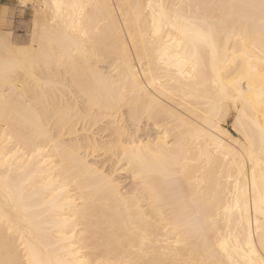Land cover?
Segmentation results:
<instances>
[{
  "label": "bare ground",
  "instance_id": "6f19581e",
  "mask_svg": "<svg viewBox=\"0 0 264 264\" xmlns=\"http://www.w3.org/2000/svg\"><path fill=\"white\" fill-rule=\"evenodd\" d=\"M17 1L23 10H32V30L27 45L17 44L13 40L20 50L16 58L28 65L37 60L34 74L42 83L37 84L27 73H18L13 80L16 90L8 89L10 104L6 109L3 102L5 87L0 76V158H3L5 145L10 143L4 139L5 134L12 135L16 140L22 130L27 129V145L17 144L23 153L17 160V166L31 169L37 181L34 186L43 183L46 168L41 167L43 161L40 162L41 166L29 163V149L33 146H38V150L43 149L39 154L45 159L49 158V153L60 158L65 170L79 178V187L72 192V199H78L79 205L63 207L64 201H60L56 207L41 210L42 213L46 212V221L52 225L53 231L49 236L52 243L62 238L55 229L67 216L70 219L63 234L70 236L69 229L75 232L74 239L86 243L92 249V255L98 259H119L128 252L133 243L126 230L130 213L121 198L136 193L137 182L129 173L118 171L116 175L121 179L116 182L119 188L117 196L99 185L88 166L111 170L113 149L125 146L129 141L138 147L143 143L145 152L149 153L144 158L143 168L153 173L150 176L152 184L169 197H178L180 193L169 192L163 175L155 174L162 168L163 161L155 160L151 155L165 151L161 140L164 135L171 142L173 136L182 137L189 131V126L198 125L213 138V143L219 142L231 149V152H226L230 161L226 163L218 158V167L209 174L203 188L206 194L213 192L214 178L225 189L229 187L227 174L232 172L235 175L238 171L231 166V161L242 153L241 145L246 144L259 158L260 127L264 121V113L259 109L248 114V118H242L236 110L237 106L231 104L223 120H214L211 128L205 123L212 119L210 114L220 107L221 98L214 81L222 79L230 68L224 63L223 44L220 43L222 38L217 37L215 56L211 47H200L195 77L178 76L174 68L169 69L160 63L157 54L159 48L153 47L149 40L152 12L147 10V5L164 4L173 12L177 11L172 7L175 5H236L238 7L232 10L212 8L202 11L216 18L230 11L226 28L239 32L241 26L258 31V11L243 6L259 4L260 0ZM57 2L88 6L83 25L88 33L86 40L79 36L78 30H73V21L66 16L57 18L56 25H52L53 9L44 6ZM179 11L187 14L189 10L185 8ZM75 24L78 29L79 19ZM45 28L64 33L69 39L62 46L46 45L41 48L39 42L33 43V34ZM167 33L173 40L179 37L174 28H168ZM72 37L77 38L78 48ZM164 40L168 41L167 35ZM146 41L149 42L146 44ZM231 46H235L234 41ZM2 59L3 55L0 54V62ZM228 103L225 102V106ZM149 107L152 108L151 119L145 117V110ZM235 141L241 144H235ZM246 168L250 193L251 164ZM220 169H223V175ZM231 188L235 191V183L231 184ZM81 189L92 191L81 192ZM229 199L228 195L221 193L217 207L226 206ZM244 199L242 193L241 200ZM138 204L141 211L147 210L148 204L143 198ZM132 215H136L135 211ZM228 219L232 231L239 233L242 240L245 233L250 232L254 244H260L254 199L243 218L240 211H235L229 214ZM218 227L221 230L228 228L222 213ZM259 227L264 230V219H261ZM158 235L162 237L164 234L160 232ZM212 238L215 239L214 234ZM197 242L192 238L193 245Z\"/></svg>",
  "mask_w": 264,
  "mask_h": 264
},
{
  "label": "snow or ice",
  "instance_id": "6c2138e0",
  "mask_svg": "<svg viewBox=\"0 0 264 264\" xmlns=\"http://www.w3.org/2000/svg\"><path fill=\"white\" fill-rule=\"evenodd\" d=\"M44 7L53 9L52 25H56L57 18L66 16L73 21V30H78L79 36L87 39L88 33L83 26L87 5L57 2ZM172 7L177 11L169 10V6L164 4L147 5V10L152 12L148 37L152 46L159 48L157 54L160 63L169 69L174 68L176 75L195 77L200 47H211L215 56L217 37L222 38L220 43L223 44L224 63L230 68L222 79L214 81L221 98L220 107L210 114L211 120L205 121L207 126L211 128L214 120H223L231 104L237 106L236 110L242 118H248V114L256 109L264 113V0H260L259 4L243 6L258 11V31L244 26L240 27L239 32L228 30L226 23L230 11L220 18L202 11L212 8L232 10L238 7L236 5L197 3ZM185 8L189 11L182 14L179 10ZM9 15L6 10L0 9V54L3 55L0 76L5 87L3 102L6 109L10 104L8 89L16 90L13 80L18 73H27L37 84L42 83L34 74L37 60L28 65L16 58L20 50L15 47L7 29ZM77 19L80 21L78 29L75 24ZM168 28L178 32L177 40L167 33ZM165 35L168 36L167 42ZM67 39L66 34L47 28L33 34V43L39 42L41 48L46 45L62 46ZM71 39L77 43L76 37ZM233 41L234 47L231 46ZM225 102L230 103L225 106ZM151 114L152 108L149 107L145 110V117L151 119ZM4 139L10 143L5 145L3 158H0V264H264V230L259 227L261 219H264V121L260 127L259 158L246 144L241 145L242 153L231 161V166L238 171L235 175L232 172L227 174V189L214 178L213 192L206 194L203 191L209 174L218 167V158L229 162L230 157L226 152H231V149L219 142L213 143V138L198 125L189 126V131L182 137L173 136L171 142L167 135L162 136L165 151L151 154L155 160L163 161L162 168L155 174L163 175L169 192L180 193L178 197L165 196L152 184L150 176L153 173L143 168L144 158L149 153L145 152L142 142L139 147L129 141L127 145L113 149L111 170L92 169L89 165L99 185L117 196L119 188L116 182L121 179L116 175L118 171L129 173L137 182L138 191L121 198L130 213L126 230L133 243L121 258L106 260L92 255V249L83 241L77 242L75 232L69 229L70 236L63 234L70 219L67 216L55 229L62 238L55 243L49 239L52 225L46 221V212L42 213L41 210L56 207L60 201H64L63 207L79 205L78 199H72L74 188L79 187V178L65 170L60 158L49 153V158L45 159L39 154L43 149L38 150V146H33L29 149V163L41 166L40 162L43 161L41 167L46 168L43 183L34 186L37 181L31 169L17 166V160L23 155L17 144L27 145L28 130H22L16 140L7 133ZM234 143L241 144L240 141ZM249 163L250 193L246 168ZM220 172L223 175V169ZM232 183H235V191L231 188ZM91 191L81 189V192ZM221 193L230 197L229 203L217 207ZM242 193L245 196L243 201ZM141 198L148 204L145 211L139 209ZM253 199L258 217V246L253 242L252 233L246 232L243 240L239 233H234L228 219L229 214L235 211H240L243 218ZM133 211L135 216L132 215ZM221 213L228 223L227 230L218 227ZM160 232L164 234L162 237L158 235ZM213 234L215 239L212 238ZM192 238L198 241L195 245Z\"/></svg>",
  "mask_w": 264,
  "mask_h": 264
},
{
  "label": "rangeland",
  "instance_id": "374dc122",
  "mask_svg": "<svg viewBox=\"0 0 264 264\" xmlns=\"http://www.w3.org/2000/svg\"><path fill=\"white\" fill-rule=\"evenodd\" d=\"M8 9H5L8 16L7 29L12 33L14 42L20 45H27L30 41L32 30V10L22 9L17 0L8 1Z\"/></svg>",
  "mask_w": 264,
  "mask_h": 264
},
{
  "label": "crops",
  "instance_id": "0c3cea01",
  "mask_svg": "<svg viewBox=\"0 0 264 264\" xmlns=\"http://www.w3.org/2000/svg\"><path fill=\"white\" fill-rule=\"evenodd\" d=\"M8 1L9 0H0V9H3V10L8 9L9 8V6L7 4Z\"/></svg>",
  "mask_w": 264,
  "mask_h": 264
}]
</instances>
